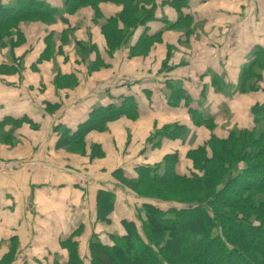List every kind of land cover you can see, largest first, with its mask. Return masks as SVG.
Instances as JSON below:
<instances>
[{
    "label": "crops",
    "instance_id": "obj_1",
    "mask_svg": "<svg viewBox=\"0 0 264 264\" xmlns=\"http://www.w3.org/2000/svg\"><path fill=\"white\" fill-rule=\"evenodd\" d=\"M38 1L53 20L36 16L0 50V157L14 165L0 175V259L13 249L10 264H52L55 256L63 264L60 240L77 229L86 257L91 234L107 243L126 221L139 228L142 199L124 179L145 166L164 173L170 155L171 169L188 174L191 148L250 129L252 107L264 103V0H151L150 18L114 50L101 25L121 5L101 2L95 16L91 7L76 15L65 1ZM142 33L159 40L148 58L130 53ZM244 67L259 78L239 92ZM190 111L212 118L211 129L195 125ZM63 131L96 155L63 150ZM100 190L113 196L105 222L96 216Z\"/></svg>",
    "mask_w": 264,
    "mask_h": 264
},
{
    "label": "trees",
    "instance_id": "obj_2",
    "mask_svg": "<svg viewBox=\"0 0 264 264\" xmlns=\"http://www.w3.org/2000/svg\"><path fill=\"white\" fill-rule=\"evenodd\" d=\"M101 2L123 7L101 25L110 50L124 45L134 29L150 18L154 7L151 0H89L95 16ZM52 12L38 0L0 2V35L18 28L15 23L22 19L37 20L36 16L44 14L41 18L52 21ZM150 42L151 36L142 33L130 53L134 55L143 43L149 46ZM254 74L244 67L239 92L255 88ZM169 102L173 103L172 99ZM252 113L254 125L250 129L233 127L224 139L211 134L202 146L191 148L187 155L193 170L188 174L171 169L174 157L170 155L166 156L164 173L145 166L138 169L135 178L124 179L123 183L142 199L136 207L139 228L133 221H126L125 233L109 235L107 243L91 234L86 257L79 252L77 229L60 240L67 253L63 264H264V103L254 107ZM190 116L195 125L211 129L212 118L196 116L192 111ZM88 127H80L78 133ZM167 129L174 131L165 127V132ZM69 137L63 131L58 145L80 153ZM112 205V194L98 191L97 220L108 221ZM188 239L198 247L196 250L192 245L186 247ZM216 252L218 258L210 257ZM12 259L13 249L1 257L0 264H10ZM52 264L61 263L55 256Z\"/></svg>",
    "mask_w": 264,
    "mask_h": 264
},
{
    "label": "rangeland",
    "instance_id": "obj_3",
    "mask_svg": "<svg viewBox=\"0 0 264 264\" xmlns=\"http://www.w3.org/2000/svg\"><path fill=\"white\" fill-rule=\"evenodd\" d=\"M16 0H13L12 1V3H14ZM62 1H65V0H62ZM67 1V3H68V6H67V11L66 12H69V11H72V12H74L76 15H80V14H82V13H85V7H91L92 9H93V5H91V4H89L88 3V1H86V2H80V0H66ZM121 9H123V7H122V5H121V8L119 9V10H121ZM62 12L63 11V9H60V10H58V12ZM31 20H33V19H31ZM30 20H24V19H22V20H19V22L18 23H15L16 25H17V27H18V29L16 28V27H14V28H10L11 30L9 31V32H7V34H10V35H8V36H1L0 35V38H2V39H6L5 41H3L2 39V42H0V50H5L4 48H7V50L8 49H10L11 47H12V45H13V42H12V40H9L8 41V38H12L13 36H15V35H17V32H18V30H19V26H20V29L23 27V28H27L30 24H28V22H29ZM14 24V25H15ZM21 24H23V25H21ZM26 24H28V25H26ZM26 25V26H25ZM30 29V28H29ZM177 30V29H176ZM1 31V30H0ZM103 34V36H104V33H102ZM56 37H59L60 38V34H56ZM154 42H157V43H159V40L158 39H153L152 40V42H150L148 45L149 46H147L146 45V43H143L144 45L140 48V49H138V50H136L135 51V53H134V56L133 57H138V56H147V58L150 56V55H152L151 54V52L153 51V50H151V44H153ZM6 51V50H5ZM151 51V52H150ZM264 59V58H263ZM259 62H260V60H259ZM263 66H264V60H263ZM259 78V74H258V70H257V74H256V76H253V82H254V89H256L257 88V85H256V82L255 81H257V79ZM253 90V89H252ZM248 91V90H247ZM256 106H258V105H255V106H253L252 107V109L254 108V107H256ZM253 123H254V120H253ZM98 132H102V131H98ZM2 138V140L3 141H5V142H7V141H9L10 142V140H8V139H6V137L4 136H2L1 137ZM76 143H78L75 147H78V149H80V151L82 152V153H86V155H85V157L86 158H88V159H91V156H94V155H96V152H95V150L93 149L94 147H93V145H91V151H85V148H84V145L82 144V143H80V142H76ZM63 148V150H68L67 148H69V147H67V146H65V147H62ZM88 156V157H87ZM0 160L1 161H6L5 160V158H1L0 157ZM239 167H241V166H239ZM130 184V183H129ZM130 186L131 187H133V188H135L136 189V185L135 184H130ZM188 241H189V239H188ZM187 241V246L186 247H188L189 245H192V246H194L193 248H195V250L198 248L194 243H191V241H189L188 242ZM216 254L217 255H215V254H210V257L211 256H213V257H216V258H218L219 256V254L216 252ZM207 258H208V255H207Z\"/></svg>",
    "mask_w": 264,
    "mask_h": 264
},
{
    "label": "built area",
    "instance_id": "obj_4",
    "mask_svg": "<svg viewBox=\"0 0 264 264\" xmlns=\"http://www.w3.org/2000/svg\"><path fill=\"white\" fill-rule=\"evenodd\" d=\"M13 167H14V165L12 162L0 160V175L4 174L5 172L12 169Z\"/></svg>",
    "mask_w": 264,
    "mask_h": 264
}]
</instances>
